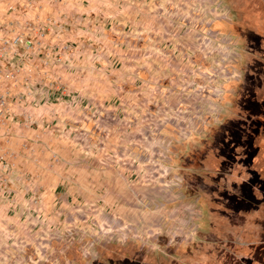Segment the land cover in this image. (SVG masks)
I'll return each mask as SVG.
<instances>
[{"label":"rangeland","instance_id":"1","mask_svg":"<svg viewBox=\"0 0 264 264\" xmlns=\"http://www.w3.org/2000/svg\"><path fill=\"white\" fill-rule=\"evenodd\" d=\"M0 264H264V0H0Z\"/></svg>","mask_w":264,"mask_h":264}]
</instances>
